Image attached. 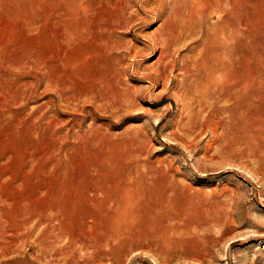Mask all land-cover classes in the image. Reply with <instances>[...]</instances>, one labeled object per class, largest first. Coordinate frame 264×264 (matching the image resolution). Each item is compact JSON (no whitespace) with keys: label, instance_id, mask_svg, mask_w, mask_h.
Instances as JSON below:
<instances>
[{"label":"rangeland","instance_id":"obj_1","mask_svg":"<svg viewBox=\"0 0 264 264\" xmlns=\"http://www.w3.org/2000/svg\"><path fill=\"white\" fill-rule=\"evenodd\" d=\"M0 264H264V0H0Z\"/></svg>","mask_w":264,"mask_h":264},{"label":"bare ground","instance_id":"obj_2","mask_svg":"<svg viewBox=\"0 0 264 264\" xmlns=\"http://www.w3.org/2000/svg\"><path fill=\"white\" fill-rule=\"evenodd\" d=\"M122 1V0H121ZM159 43V42H158ZM164 45H166V44H164ZM164 45L162 46L163 48H162V51H161V56H160V59H159V62L160 63H162V64H160L161 66L163 65L164 66V68H166V69H170V71H172L173 69H174V67H175V64H174V60L172 59L173 57H172V55L170 54V52H168V51H165V47H164ZM158 62V63H159ZM165 69V70H166ZM162 70H164V69H162ZM189 71V70H188ZM187 71V72H188ZM163 72H160L159 73V76L162 74ZM216 129V128H215Z\"/></svg>","mask_w":264,"mask_h":264}]
</instances>
